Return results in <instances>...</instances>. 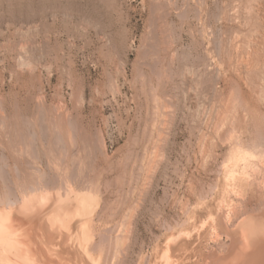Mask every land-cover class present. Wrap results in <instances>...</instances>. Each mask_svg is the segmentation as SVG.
Here are the masks:
<instances>
[{
    "label": "rangeland",
    "instance_id": "rangeland-1",
    "mask_svg": "<svg viewBox=\"0 0 264 264\" xmlns=\"http://www.w3.org/2000/svg\"><path fill=\"white\" fill-rule=\"evenodd\" d=\"M247 1L0 0V264H149L168 235L194 242L195 215L240 194L219 143L232 124L252 146L236 156L264 172V1L252 17ZM249 41L263 48L253 61ZM28 178L44 185L29 198Z\"/></svg>",
    "mask_w": 264,
    "mask_h": 264
},
{
    "label": "bare ground",
    "instance_id": "bare-ground-1",
    "mask_svg": "<svg viewBox=\"0 0 264 264\" xmlns=\"http://www.w3.org/2000/svg\"><path fill=\"white\" fill-rule=\"evenodd\" d=\"M157 1V0H156ZM165 1V0H164ZM234 1V0H233ZM245 1V0H244ZM254 1H261V0H248L247 1V5H248V7L250 8L251 6H252V3H254ZM264 1V0H263ZM154 2V1H153ZM229 3V2H228ZM233 3H235V2H233ZM165 4V3H164ZM167 4H168V2H167ZM225 4H226V2H225ZM159 5V4H158ZM169 5H170V3H169ZM250 5V6H249ZM263 5V4H262ZM157 6V5H156ZM165 6H167V5H164V7ZM223 6H227V5H223ZM231 6V5H230ZM168 7H170V6H168ZM172 7V6H171ZM233 7H234V5H233ZM244 7V6H243ZM246 7V6H245ZM244 7V8H245ZM248 7H246V8H248ZM157 8H160V7H157ZM236 8V7H235ZM245 8V9H246ZM264 8V7H263ZM156 9V8H155ZM228 9V8H227ZM233 9V8H232ZM232 9H231V11H232ZM237 9V8H236ZM158 10V9H157ZM163 10V9H162ZM224 10V9H223ZM252 10H253V7H252ZM165 11V10H164ZM220 11V10H219ZM226 11V10H225ZM228 11H230V10H228ZM254 11V10H253ZM221 12V11H220ZM219 12V13H220ZM224 12V11H223ZM244 12V11H243ZM249 12V13H248ZM248 14H250L251 15V17H252V11H251V8L248 10ZM218 13V12H217ZM233 13V12H232ZM168 15V14H167ZM232 15V14H231ZM230 15V16H231ZM255 15V14H254ZM253 15V17H255ZM178 16V15H177ZM224 16V15H223ZM227 16V15H226ZM247 16H249V15H247ZM161 17V16H160ZM234 18H235V16H233ZM231 18H232V16H231ZM246 18V17H245ZM249 19H250V17H249ZM248 19V20H249ZM255 19H256V17H255ZM247 20V19H246ZM230 21V20H229ZM250 21H252V20H250ZM253 21H254V19H253ZM231 22V21H230ZM237 22V21H236ZM248 22V21H247ZM234 23V22H233ZM163 24V23H162ZM237 24V23H236ZM260 24V23H259ZM253 25V24H252ZM258 25V24H257ZM264 25V24H263ZM24 26V25H23ZM241 26V25H240ZM256 27V26H255ZM164 28V27H163ZM258 28V27H257ZM259 29V28H258ZM257 29V30H258ZM19 30V29H18ZM150 30V29H149ZM256 30V29H255ZM23 31V30H22ZM166 31V30H165ZM231 31V30H230ZM229 31V32H230ZM237 31V30H236ZM7 32V31H6ZM150 32V31H149ZM167 32V31H166ZM232 32V31H231ZM162 33V32H161ZM233 33H234V31H233ZM28 34V33H27ZM171 34V33H170ZM18 35V34H17ZM166 36H167V34H166ZM231 36H232V34H231ZM234 36V35H233ZM236 36V35H235ZM233 38V37H232ZM164 39V38H163ZM236 39V38H235ZM223 40V39H222ZM234 40V39H233ZM262 40V39H261ZM165 41V40H164ZM217 41V40H216ZM232 41V40H231ZM247 41H248V39H247ZM243 42V41H242ZM250 42V41H249ZM262 42H263V40H262ZM155 43V42H154ZM160 43V42H159ZM169 43V42H168ZM229 43V42H228ZM234 43V42H233ZM233 43H232V45H233ZM239 43V42H238ZM156 44H157V42H156ZM167 44V43H166ZM243 44V43H242ZM252 43L250 42V45H251ZM257 44H258V42H257ZM257 44H254V45H251L252 46V49L253 50H251V54L250 55H247L248 57H250V59H251V61H253V59H257V57H258V54L261 52V53H263L261 50H260V48L261 49H263L260 45H257ZM35 45V44H34ZM169 45V44H168ZM230 45V44H229ZM238 45V44H237ZM236 45V46H237ZM246 45V44H245ZM249 45V44H248ZM160 46V45H159ZM185 46V45H184ZM231 46V45H230ZM229 46V48H231ZM262 46H263V44H262ZM156 47V46H155ZM170 47V46H169ZM241 46H239V50L241 49L240 48ZM243 47V46H242ZM153 48V47H152ZM223 48V47H222ZM233 48V47H232ZM32 49H33V47H32ZM168 49V48H167ZM218 49H219V47H218ZM221 49V48H220ZM236 49V48H235ZM244 49H245V47H244ZM249 49V48H248ZM247 49V50H248ZM227 50V49H226ZM230 50V49H229ZM233 50L234 49H232L231 51L232 52H230V54L231 53H233ZM237 50V49H236ZM259 50H260V52H259ZM163 51V50H162ZM165 51V50H164ZM212 51V50H211ZM224 51V50H223ZM242 51H243V48H242ZM23 52V51H22ZM228 52V51H227ZM239 52H241V50L239 51ZM246 52H248V51H246ZM259 52V53H258ZM214 53V52H213ZM218 53V52H217ZM236 53H238V52H236ZM260 53V54H261ZM243 54V53H242ZM155 55V54H154ZM227 55H229V54H227ZM238 55V54H237ZM236 55V56H237ZM240 55H241V53H240ZM207 56V55H206ZM217 56H218V54H217ZM252 56H253V58H252ZM155 57V56H154ZM157 57V56H156ZM155 57V58H156ZM205 57V56H204ZM224 57V56H223ZM229 58H230V61H231V59H233L232 58V55H231V57H230V55L228 56ZM238 57V56H237ZM241 57H242V55H241ZM240 57V58H241ZM225 58H227V57H225ZM157 59H158V57H157ZM188 59V58H187ZM205 59V58H204ZM223 59V58H222ZM246 59H249V58H246ZM165 60V59H164ZM196 60H198V59H196ZM208 59H206L205 61H207ZM212 60H214V59H212ZM217 60V59H216ZM216 60H215V62H216ZM264 60V59H263ZM262 60V61H263ZM28 61V60H27ZM155 61V60H154ZM168 61V60H167ZM203 61V60H202ZM221 61V60H220ZM239 61H240V59H239ZM243 61V60H242ZM247 61V60H246ZM249 61V60H248ZM199 62V61H198ZM208 62H209V60H208ZM219 62V61H218ZM223 62V61H222ZM225 62V61H224ZM233 62V61H232ZM237 62V61H236ZM255 62V61H254ZM260 62V61H259ZM258 62V63H259ZM169 63V62H168ZM211 63L212 62H210V63H205L204 62V65L202 66V67H204V68H201V69H203V71L201 72V74H202V77H204L203 76V72H204V75H205V80L203 79V81H204V83L203 84H205V81H206V84H207V87L208 86H212L211 85V83H210V78H212V76L213 75H211V68L209 69V67L211 66ZM227 63V62H226ZM225 63V64H226ZM243 63L244 62H240V64L238 63V65H242V67H243ZM257 63V64H258ZM261 63V62H260ZM153 64V63H152ZM194 64V63H193ZM219 64V63H218ZM262 64H264V63H262ZM261 64V65H262ZM156 65H157V63H156ZM213 65V64H212ZM232 65V64H231ZM237 65V64H236ZM235 65V66H236ZM247 65V64H246ZM250 65V64H249ZM260 64L258 65V66H261ZM185 66V65H184ZM191 66V65H190ZM229 66V65H228ZM252 66H254V65H252ZM167 67V66H166ZM192 67H195V66H192ZM192 67H190V69L192 68ZM213 67H215V66H213ZM212 67V68H213ZM238 67V66H237ZM246 67V66H245ZM256 67V66H255ZM264 66H262V68H263ZM153 68H155V67H153ZM185 68L186 69H188L186 66L183 68L184 69V72H185ZM239 68V67H238ZM260 68V67H259ZM261 68V69H262ZM164 69V68H163ZM195 69V68H194ZM197 69H199V67L197 68ZM219 69V68H218ZM235 69H236V67H235ZM245 69V68H244ZM243 69V70H244ZM261 69H259V72H260V70ZM189 70V69H188ZM192 70V69H191ZM211 70V71H210ZM245 70H247V68L245 69ZM244 70V71H245ZM258 69H257V67H256V71H257ZM263 70V69H262ZM152 71H154V70H152ZM159 71H160V69H159ZM170 71V70H169ZM217 71V70H216ZM237 71V70H236ZM235 71V72H236ZM252 71H254V70H252ZM164 72V71H163ZM187 72V71H186ZM193 72V71H192ZM197 72V71H196ZM219 72V71H218ZM218 72L216 73V74H218ZM247 72V71H246ZM249 72V71H248ZM247 72V73H248ZM264 72V71H263ZM166 73V72H165ZM188 73H189V71H188ZM198 73V72H197ZM250 74H251V72H249ZM160 74V73H159ZM169 74V73H168ZM181 74V73H180ZM200 74V75H201ZM242 74H244V73H242ZM256 73H254V75H255ZM154 75H156V74H154ZM153 75V76H154ZM164 75V74H163ZM174 75V74H173ZM173 75H172V77H173ZM182 75H185V74H181V75H179L178 76V78L180 77V76H182ZM199 75V76H200ZM219 75V74H218ZM260 75H262V74H260ZM158 76H160V75H158ZM190 76V75H189ZM193 76H195V75H193ZM257 75H255V77H256ZM156 77V76H155ZM170 76H168L167 78H169ZM184 77V76H183ZM241 77V76H240ZM248 77V76H247ZM166 78V77H165ZM244 78H246V77H244ZM249 78V77H248ZM254 78V77H253ZM161 79V78H160ZM160 79H158V80H160ZM183 79H185V78H183ZM188 79V78H187ZM191 79H192V77H191ZM197 79V78H196ZM200 79V78H199ZM216 79H217V77H216ZM216 79H215V81H216ZM163 80V79H162ZM180 80V79H179ZM190 80V79H189ZM247 80V79H246ZM251 80V79H250ZM200 81H202V79L200 80ZM214 81V80H213ZM157 82H159V81H157ZM162 82V81H161ZM160 82V83H161ZM168 82V81H167ZM173 82V81H172ZM192 82H193V80H192ZM190 83V82H189ZM197 83V82H196ZM162 84V83H161ZM181 84H182V82H181ZM195 84V83H194ZM206 84H205V86H206ZM253 84V83H252ZM159 85V84H158ZM192 85V84H191ZM214 85V84H213ZM245 85V84H244ZM175 86V85H174ZM181 86V85H180ZM190 86V85H189ZM201 86V85H200ZM187 87V86H186ZM186 87H184V88H186ZM192 87V86H191ZM190 87V88H191ZM196 87V86H195ZM250 87H252V86H250ZM197 88V87H196ZM202 88V87H201ZM213 88V87H212ZM253 88V87H252ZM157 89H158V87H157ZM164 89V88H163ZM172 89V88H171ZM183 89V88H182ZM184 90V89H183ZM182 90V91H183ZM190 90L191 89H189V91H187V92H190ZM200 90V89H199ZM206 90V89H205ZM168 91V90H167ZM204 91V90H203ZM211 91V90H210ZM162 92V91H161ZM172 92V91H171ZM193 94H196L195 93V90L194 91H191ZM200 92H202V91H200ZM206 92H207V90H206ZM234 92V91H233ZM204 93V92H203ZM208 93V92H207ZM213 93V92H212ZM218 93V92H217ZM220 93V92H219ZM250 93V92H249ZM200 94V93H199ZM206 94V93H205ZM204 94V95H205ZM214 94V93H213ZM172 95V94H171ZM171 95H170V97L169 98H171ZM190 95V94H189ZM218 95V94H217ZM193 96V95H192ZM198 96V95H197ZM206 96V95H205ZM166 97V96H165ZM173 97V96H172ZM187 97V96H186ZM195 97V96H194ZM207 97V96H206ZM203 100V99H202ZM189 102V101H188ZM148 103V102H147ZM233 103H235V102H233ZM242 103V102H241ZM190 104V103H189ZM193 104V103H192ZM228 104H229V102H228ZM188 106H190V105H188ZM192 106H194V105H192ZM229 106V105H228ZM235 106V108H236V105H234ZM240 106V105H239ZM41 107V106H40ZM162 107V106H161ZM231 108L233 107V106H230ZM193 108V107H192ZM226 108V107H225ZM235 108H232V109H235ZM223 109V108H222ZM232 109H230V110H232ZM226 110V109H225ZM228 110H229V108H228ZM236 110V109H235ZM56 111H57V109H56ZM188 111H189V109H188ZM219 111V110H218ZM221 111V110H220ZM223 111V110H222ZM2 112V111H1ZM58 112V111H57ZM146 112V111H145ZM232 112V111H231ZM233 112H234V110H233ZM35 113V112H34ZM66 113V112H65ZM224 113V112H223ZM223 113H222V115H223ZM230 113V112H229ZM2 114H3V116H4V113L2 112ZM58 114V113H57ZM68 114V113H67ZM156 114V113H155ZM171 114V113H170ZM217 114H220V113H217ZM228 114V113H227ZM226 114V115H227ZM232 114V113H231ZM234 114V113H233ZM232 114V115H233ZM35 116V115H34ZM37 117V116H36ZM58 117H59V115H58ZM192 117V116H191ZM56 118V117H55ZM153 118V117H152ZM222 118V117H221ZM226 118V117H225ZM239 118V117H238ZM6 119V118H5ZM36 119V118H35ZM59 119V118H58ZM4 120V119H3ZM224 120H226V119H224ZM232 120H235V119H232ZM246 120V119H245ZM238 121V120H237ZM3 122V121H2ZM5 122V121H4ZM193 122V121H192ZM227 122V121H226ZM233 122V121H232ZM236 122V121H235ZM239 122V121H238ZM11 123V122H10ZM28 123V122H27ZM72 122H70V124H71ZM234 123V122H233ZM34 124V123H33ZM47 124H49V123H47ZM220 124H221V122H220ZM232 124V123H231ZM237 124V123H236ZM1 125V124H0ZM3 125H5V124H3ZM219 125V124H218ZM238 125V124H237ZM239 125H240V123H239ZM69 126V125H68ZM72 126V125H71ZM23 127V126H22ZM48 127V126H47ZM57 127H58V125H57ZM235 127V126H234ZM51 128H53L52 126H51ZM71 128V127H70ZM167 128V127H166ZM199 128V127H198ZM1 129V128H0ZM27 129V128H26ZM54 129V128H53ZM242 129V128H241ZM240 129V132H242V130ZM2 130H3V128H2ZM49 130H51V129H49ZM55 130V129H54ZM245 130V129H244ZM29 131V130H28ZM68 131V130H67ZM200 131V130H199ZM212 131V130H211ZM218 131V130H217ZM216 130L215 131H213V134L215 133V132H217ZM220 132V131H219ZM218 132V133H219ZM245 132H246V130H245ZM218 133H217V135H215V136H217V137H220V135H218ZM44 134V133H43ZM59 134V133H58ZM238 134H240V133H238V130H236V128H233V124L231 125V128H229L228 130H227V132H225L224 134H223V136L222 137H220L219 138V143H221V144H223V145H225L226 146V148H227V155H225L224 154V157H228L229 156V163L230 164H232L231 166H232V168H231V170L228 172V175L230 176V179H231V182H230V180H229V182H230V184L229 185H227V186H229V188L231 189V191H233L234 193H240V194H237L236 195V197H237V199H236V197H233L234 199H236L235 201H231L230 200V196H229V193H230V190L227 192H223V193H220L217 197H216V200L218 201L217 202V206H213V205H210V206H208V208H207V210H206V214H205V216H196L195 214H193V213H190L191 215H192V219H193V216L195 215V217H196V219H194V221L195 220H197V222H200V220L202 219V217H204V220H202L203 222H204V226H205V228L204 227H202L201 228V232L200 233H198L197 234V238L195 239V241L194 242H192V243H190V242H185V240L184 239H182V237H180V238H178L177 237V239L174 241V239H172V238H169L170 236L172 237V235H168L167 236V238H168V240H167V242H166V244H165V247H163V249H164V251L162 252L161 251V253H163V254H160L159 255V251H158V253L156 254H154V255H156L154 258H153V261H152V263L151 264H264V172H260V168H259V166H258V170H255V169H250V170H248V168H249V166H247V164H246V157H242V155H241V157H239V155L238 156H236L237 154H238V152H241V151H244L245 152V148H246V146H245V144L247 145V143L248 142H242L241 140H243V137H241L240 135H239V137L237 136ZM242 134V133H241ZM245 134V133H244ZM7 135V134H6ZM14 135V134H13ZM16 135V134H15ZM20 135V134H19ZM56 135V134H55ZM55 135H54V137H55ZM246 135H247V133H246ZM22 136V135H21ZM204 136V135H203ZM243 136V135H242ZM8 137V136H7ZM10 137V136H9ZM24 136H22L21 137V139L23 138ZM58 135H57V138L56 139H58ZM206 137V136H205ZM245 137V136H244ZM248 137H249V135L247 136V139H248ZM252 137V136H251ZM262 137L264 138V135H262ZM159 138V137H158ZM209 138V137H208ZM242 138V139H241ZM54 139V138H53ZM215 139V138H214ZM216 139H218V138H216ZM246 139V138H245ZM250 139V138H249ZM11 139H9L8 140V142L10 141ZM15 140V139H14ZM23 140V139H22ZM84 140V139H83ZM245 141V140H244ZM11 142V141H10ZM149 142V141H148ZM250 142V141H249ZM88 143V142H87ZM212 143V142H211ZM264 143V142H263ZM263 143L262 144H260V143H258L257 145H259V147H260V145H261V147L263 146ZM10 144V143H9ZM8 144V145H9ZM17 144V143H16ZM19 144V143H18ZM63 146H64V144H62ZM220 145V144H219ZM249 145V144H248ZM247 145V146H248ZM13 146V144H11V147ZM14 146H16L15 144H14ZM1 147H2V145H1ZM4 147V146H3ZM56 147V146H55ZM249 148L250 147H252V146H248ZM247 147V148H248ZM14 148V147H13ZM12 148V149H13ZM222 148V147H221ZM225 148V149H226ZM249 148H248V150H249ZM4 149V148H3ZM2 149V150H3ZM52 149V148H51ZM252 149V148H251ZM5 150V149H4ZM14 150L16 151V148L15 149H13V154H14ZM35 150V149H34ZM224 150V149H223ZM18 151V150H17ZM16 151V152H17ZM225 151V150H224ZM253 151V150H252ZM19 152H20V149H19ZM246 152H247V149H246ZM58 153V152H57ZM253 153V152H252ZM16 154H18V153H16ZM20 154V153H19ZM36 154V153H35ZM230 154L232 155V156H230ZM240 154V153H239ZM3 155V154H2ZM22 155V154H21ZM26 155V154H25ZM12 156V155H11ZM20 156V155H19ZM222 156V155H221ZM250 156V155H249ZM67 157V156H66ZM12 158H15V157H12ZM18 159V158H17ZM15 160V159H14ZM21 160V159H20ZM64 160V159H63ZM65 161V160H64ZM16 162V161H15ZM257 163V162H256ZM255 163V164H256ZM60 164V163H59ZM260 164V163H259ZM262 164H263V162H262ZM261 165V164H260ZM31 166V165H30ZM67 166V165H66ZM256 166V165H255ZM264 166V165H263ZM254 167V166H253ZM17 168V167H16ZM264 168V167H263ZM1 169V168H0ZM29 169V168H28ZM31 169V168H30ZM18 170V169H17ZM32 170V169H31ZM1 171H4V170H2L1 169ZM132 172V171H131ZM24 173V172H23ZM30 173V172H29ZM28 172H27V174H26V176H28V174H29ZM1 174V173H0ZM25 174V173H24ZM30 175H31V173H30ZM29 175V176H30ZM24 176V175H23ZM2 177V176H1ZM62 177V176H61ZM24 178H26V177H24ZM31 178V177H30ZM57 178V177H56ZM59 178V177H58ZM64 178V177H63ZM5 179V178H4ZM29 179V178H28ZM62 179V178H61ZM226 180V179H225ZM25 181V185H23V190L27 193V195H28V197L27 198H29V196H33V195H36L37 194V191H42V189L40 190V189H38V187L39 188H42V187H40V186H44V185H42V183H41V181L40 182H37V180H24ZM50 182H51V180H49ZM57 181V180H56ZM45 182H46V180H45ZM61 182V181H60ZM44 183V182H43ZM52 183H53V180H52ZM51 183V184H52ZM41 184V185H40ZM54 184H56V182L54 181ZM60 184V183H59ZM58 184V185H59ZM83 184V183H82ZM190 184V183H189ZM40 185V186H39ZM47 185H48V183H47ZM47 185H45V186H47ZM57 185V184H56ZM78 185V184H77ZM2 186H3V184H2ZM5 186H6V184H5ZM54 186V185H53ZM188 186H190V185H188ZM4 187V186H3ZM58 187H60V186H58ZM88 187V186H87ZM191 187V186H190ZM189 187V188H190ZM194 187V186H193ZM208 187V186H207ZM44 188V187H43ZM56 188V187H55ZM212 188V187H211ZM38 189V190H37ZM46 189V188H45ZM44 189V190H45ZM52 189V188H51ZM83 189H84V187H83ZM22 190V191H23ZM86 190V189H85ZM143 190V189H142ZM190 190V189H189ZM194 190H195V188H194ZM193 190V191H194ZM201 190V189H200ZM227 190H228V188H227ZM23 191V192H24ZM191 191V190H190ZM202 191V194H201V192H200V194L201 195H203V196H205V199H206V197L210 194V192L211 191H209V194L206 196V194L205 193H203L204 191L203 190H201ZM4 192V191H3ZM78 192V191H77ZM131 193V192H130ZM195 192H193V194H194ZM198 193V192H197ZM211 193H213V192H211ZM58 194V193H57ZM83 194V193H82ZM133 194V193H132ZM190 194H192V193H190ZM196 194V193H195ZM199 194V195H200ZM232 194V193H231ZM3 195H4V193H3ZM3 195L1 196L0 195V205H4L6 202L8 203V200H6L7 199V197L8 196H6V198L4 197L3 198ZM26 195V194H25ZM139 195H141V194H139ZM189 195V194H188ZM213 195V194H212ZM235 195V194H234ZM146 196V195H145ZM171 196H173V195H171ZM175 196V195H174ZM194 196V195H193ZM211 196V195H210ZM210 196H209V198H210ZM233 196V195H232ZM141 197V196H140ZM192 197V196H191ZM195 197H197V195H195ZM200 197V196H199ZM21 198V197H20ZM200 198H202V197H200ZM199 198V199H200ZM232 198V199H233ZM203 199V198H202ZM186 200V199H185ZM188 200V199H187ZM193 200V199H192ZM191 200V201H192ZM198 200V199H197ZM204 200V199H203ZM62 201V200H61ZM84 201V200H83ZM190 201V200H189ZM189 201L188 202H184V203H187L188 205H189ZM194 201V200H193ZM33 202V201H32ZM30 203V202H29ZM174 204V203H173ZM183 206L184 205H186V204H182ZM182 205H181V207H182ZM79 206V205H78ZM138 206V205H137ZM190 206V205H189ZM81 207V206H80ZM80 207H79V210H80ZM78 208V207H77ZM82 208V207H81ZM83 208H85L84 206H83ZM90 208V207H89ZM182 208H185V207H182ZM196 208V207H195ZM187 209L189 210V207H187ZM75 210V209H74ZM73 210V211H74ZM78 210V209H77ZM83 210H86V209H83ZM88 210V209H87ZM143 210V209H142ZM181 210V209H180ZM188 210H186V209H184V214L186 213V211L188 212ZM102 211V210H101ZM190 211V210H189ZM66 212V211H65ZM75 213L77 212V211H74ZM83 212V213H82ZM182 212V211H181ZM82 213V214H81ZM87 213H89L88 211H87ZM87 213H85V215L87 214ZM189 213V212H188ZM77 214V216H79L80 214H81V216H84L83 218H85V215H84V211H82V209H81V211H80V213L78 214V213H76ZM132 214V213H131ZM190 214H189V216H190ZM88 215V214H87ZM180 216V215H179ZM184 216V215H183ZM188 216V217H189ZM69 217V216H68ZM157 217V216H156ZM184 217H186V216H184ZM183 217V218H184ZM106 219V218H105ZM185 219H187L188 221H190L187 217L185 218ZM185 221V220H184ZM196 222V221H195ZM57 223H58V221H57ZM131 223V222H130ZM179 223V222H178ZM184 223V222H183ZM183 223L181 222L180 223V225H182L183 226ZM185 223H187L188 224V222L186 221ZM184 223V224H185ZM202 223V222H201ZM64 224V223H63ZM161 224V223H160ZM169 224H171V223H169ZM176 224V223H175ZM193 224H194V222H193ZM200 225V224H199ZM171 226V225H170ZM170 226H168L169 227V229H170ZM172 228L173 229H171V233H172V231H176V229L174 230V227L175 226H177V224L176 225H173L172 224ZM178 226H179V224H178ZM185 226H187L186 224H185ZM197 226V225H196ZM196 226H194L193 228H195ZM53 227V226H52ZM88 227V226H87ZM163 227V226H162ZM201 227V226H200ZM178 228V227H177ZM197 228V227H196ZM195 228V229H196ZM182 229V228H181ZM188 228H186L185 229V232H187L186 230H187ZM5 230V229H4ZM183 230H184V228H183ZM183 230H181V231H183ZM193 230V229H192ZM169 231H167V232H169ZM188 231H189V229H188ZM194 231H196V230H194ZM193 231V232H194ZM199 231V230H198ZM110 232V231H109ZM126 232V231H125ZM128 232V231H127ZM192 232V231H191ZM191 232H190V234H191ZM2 233V232H1ZM1 233H0V248L2 249V250H4V247H6L5 245H6V238H5V234L4 235H1ZM177 233H179V231L177 232ZM170 234V233H169ZM214 235L215 236V234H218V237H220V238H216L215 239V242H213V244L210 246V244H207L206 242H204L203 243V239L201 240V238L203 237H205L206 235ZM160 235V234H159ZM167 235V234H166ZM175 235H177V234H175ZM184 235V234H183ZM185 236H191V235H185ZM222 236V237H221ZM104 237V236H103ZM173 237H175V236H173ZM102 238V237H101ZM106 238V237H105ZM119 239V238H118ZM208 239V238H207ZM117 240V239H116ZM166 240V239H165ZM213 240V239H212ZM207 241H209V239L207 240ZM211 241V240H210ZM214 241V240H213ZM163 242H164V240H163ZM212 242V241H211ZM125 245V244H124ZM118 247V246H117ZM156 247H157V245H156ZM116 249V248H115ZM188 249H190V250H192L191 252H193V256H194V258H191L190 259V257H189V255H187L186 254V252H187V250ZM122 250V249H121ZM155 251V250H154ZM121 254V253H120ZM123 258H125V257H123ZM136 259V258H135ZM138 259H140V258H138ZM151 259V258H150ZM119 260H120V256H119ZM193 260V261H192ZM147 261V260H146ZM148 261H150V260H148ZM120 262H124L123 260L121 261L120 260ZM154 262V263H153ZM192 262V263H191ZM136 263V262H135ZM148 263V262H147ZM149 263V264H150ZM125 264V263H124ZM127 264V263H126ZM138 264H140V263H138ZM141 264H144V263H141Z\"/></svg>",
    "mask_w": 264,
    "mask_h": 264
}]
</instances>
